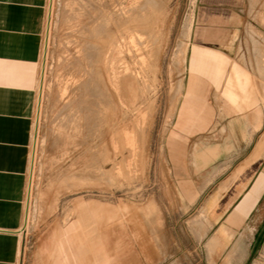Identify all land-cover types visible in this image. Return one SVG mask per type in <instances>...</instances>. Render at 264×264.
<instances>
[{"label":"rangeland","instance_id":"374dc122","mask_svg":"<svg viewBox=\"0 0 264 264\" xmlns=\"http://www.w3.org/2000/svg\"><path fill=\"white\" fill-rule=\"evenodd\" d=\"M45 8L18 264H234L195 233L198 152L236 101H264V0ZM253 238L249 264L264 223Z\"/></svg>","mask_w":264,"mask_h":264},{"label":"crops","instance_id":"0c3cea01","mask_svg":"<svg viewBox=\"0 0 264 264\" xmlns=\"http://www.w3.org/2000/svg\"><path fill=\"white\" fill-rule=\"evenodd\" d=\"M45 5L46 0H0V264H18L21 255ZM236 102L237 110L226 119L229 126L220 131L223 139L198 152L200 162H211V172L192 208L203 226L195 233L213 234L215 240L227 237L224 249L236 252L234 264H247L254 238L243 258V235L256 233L264 223V101ZM223 154L233 156L223 162ZM250 264H264V257L252 258Z\"/></svg>","mask_w":264,"mask_h":264},{"label":"bare ground","instance_id":"6f19581e","mask_svg":"<svg viewBox=\"0 0 264 264\" xmlns=\"http://www.w3.org/2000/svg\"><path fill=\"white\" fill-rule=\"evenodd\" d=\"M150 33V32H149ZM140 54V53H139ZM142 55V54H141ZM100 61V60H99ZM107 69V68H106ZM95 83V82H94ZM94 87V86H93ZM99 88V87H98ZM91 89V88H90ZM97 91V90H96Z\"/></svg>","mask_w":264,"mask_h":264}]
</instances>
